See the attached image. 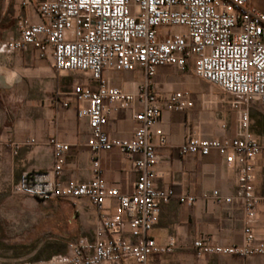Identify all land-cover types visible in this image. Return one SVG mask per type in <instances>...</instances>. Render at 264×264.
I'll use <instances>...</instances> for the list:
<instances>
[{"label":"built area","instance_id":"1","mask_svg":"<svg viewBox=\"0 0 264 264\" xmlns=\"http://www.w3.org/2000/svg\"><path fill=\"white\" fill-rule=\"evenodd\" d=\"M7 1L22 8L33 7L41 21L20 15L19 35L0 40V51L13 54L34 48L42 58L51 56L58 72H84L95 83H78L57 98L65 108L74 102L78 117L88 120L93 178L88 182L62 178L70 145L54 136L49 139L52 168L24 173L13 193L42 201L86 197L98 212V225L94 239L71 241L65 254L0 264H122L128 260L149 264L152 256L171 254L179 248L174 238L161 244L149 233L160 220L162 204L177 198L192 205L197 198L177 196L173 188L157 186L154 168L161 156L154 137L158 136L161 144L167 141L157 127L163 111L188 110L194 101L189 91L159 95L152 78L161 66H190L198 78L237 97L239 117L234 137L209 139L192 133L179 153L207 156L216 150L239 169L247 218H254L258 208L264 207V196L256 195L253 185L254 162L264 153V142L251 131L249 111L254 99L264 107V12L250 0ZM106 70H141L144 81L136 91H127L105 79ZM136 102L141 109L133 115L138 123L133 135L111 137L105 130L111 111L133 107ZM112 149L134 159L139 177L129 194L109 186L103 178L99 153ZM212 195L218 204L232 202V197H222L218 190ZM126 228L130 239L125 237ZM191 247L198 256L264 255V239L250 225L245 227L240 245L201 237Z\"/></svg>","mask_w":264,"mask_h":264},{"label":"crops","instance_id":"2","mask_svg":"<svg viewBox=\"0 0 264 264\" xmlns=\"http://www.w3.org/2000/svg\"><path fill=\"white\" fill-rule=\"evenodd\" d=\"M250 3L264 12V0H250ZM20 15L29 16L33 22L41 21L33 7L22 8L17 2L0 0V40L19 35ZM163 67L152 78L153 88L161 97L178 90L189 91L194 106L184 111H163L157 127L163 130L167 141L161 144L159 137H154L161 156L154 168L155 182L161 188H173L177 196L194 195L197 200L189 205L173 198L162 204L160 220L149 234L161 244L174 238L179 248L171 254L152 256L149 264H264V255L198 256L191 247L201 237L224 245H240L247 225L264 239V207L258 208L254 218H247L240 193L239 169L227 163L216 150L207 156L179 153V147L192 133L209 139L234 137L239 117V109L235 108L237 97L198 78L194 72L174 77ZM71 73L79 72H58L53 58L40 57L34 48L13 54L0 51V261H33L65 254L71 241L95 237L98 212L88 198L42 201L13 193L14 185L24 173L52 168L54 156L49 139L54 136L70 145L62 178L78 182L93 178L94 153L87 145L88 120L78 117L74 102L65 108L57 98L78 83L93 86L95 83L84 72L80 73L88 76V81H70ZM187 74L195 77L192 83L185 81ZM8 78L11 83L7 82ZM104 78L132 92L144 81V73L106 70ZM255 102L261 108L253 105ZM140 109V103L136 102L133 107L111 111L105 130L114 138H130L138 125L133 115ZM263 109L257 99L249 104L251 131L264 142ZM31 139L35 142L31 143ZM99 156L108 185L119 188L122 193H131L139 177L134 159L118 149L103 150ZM253 185L255 194L264 196V153L255 159ZM214 190L222 197H232V202L216 203ZM68 212L73 218L66 216ZM56 227L62 237L74 238L64 250L54 254ZM125 232L126 239H130L128 228ZM14 247L21 251L12 255L10 251ZM122 264L135 262L128 260Z\"/></svg>","mask_w":264,"mask_h":264},{"label":"rangeland","instance_id":"3","mask_svg":"<svg viewBox=\"0 0 264 264\" xmlns=\"http://www.w3.org/2000/svg\"><path fill=\"white\" fill-rule=\"evenodd\" d=\"M163 68L167 70L166 72H170V74L173 75L174 77H177V76L182 75V74L192 73L193 72L192 68L179 69V68H177L175 66H165ZM68 72H79V71H68ZM192 74H194V73H192ZM194 79H195V77H193V75H191V74L185 75V81H187L189 83H192V81ZM75 80L88 81L89 78H88V76H85L83 73H80V72L79 73H71L70 74V81H75ZM253 105H256V106L258 105L260 107V105L258 103H256V102L253 103ZM261 114H262V116H264L263 113H261ZM55 211H56V209H55ZM63 215H65V214H63ZM66 216H69V217L73 218V214L71 212H68ZM53 236H54L53 237L54 238V241H53L54 243L52 245V248L54 250V254L56 253L57 250H64L66 248V246H67V242L74 238L73 236H64V237H62L59 234L58 227H56ZM48 248H49V246H48ZM18 251H21V250L17 249V247H14L13 250L10 251V253L13 255V254H16ZM106 264H112V263H106Z\"/></svg>","mask_w":264,"mask_h":264},{"label":"clouds","instance_id":"4","mask_svg":"<svg viewBox=\"0 0 264 264\" xmlns=\"http://www.w3.org/2000/svg\"><path fill=\"white\" fill-rule=\"evenodd\" d=\"M7 82H8V83H11V78H8V79H7Z\"/></svg>","mask_w":264,"mask_h":264}]
</instances>
